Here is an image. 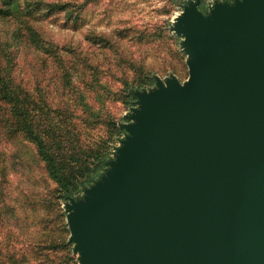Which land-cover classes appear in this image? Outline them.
Wrapping results in <instances>:
<instances>
[{
  "label": "water",
  "instance_id": "1",
  "mask_svg": "<svg viewBox=\"0 0 264 264\" xmlns=\"http://www.w3.org/2000/svg\"><path fill=\"white\" fill-rule=\"evenodd\" d=\"M198 5L187 80L134 91L116 159L68 199L81 264H264V0Z\"/></svg>",
  "mask_w": 264,
  "mask_h": 264
},
{
  "label": "rangeland",
  "instance_id": "2",
  "mask_svg": "<svg viewBox=\"0 0 264 264\" xmlns=\"http://www.w3.org/2000/svg\"><path fill=\"white\" fill-rule=\"evenodd\" d=\"M8 1L11 14L0 17V68H9L12 85L17 89L32 92L54 90L60 99L62 77L69 73L72 81L83 88L84 84L80 81L83 75L92 74L95 64L107 77L114 72L117 75L124 73L130 78L128 68H121L118 63L119 58L129 57L142 59L158 72L164 86L170 80L183 84L188 78V70L173 54L180 48L184 62L190 57L182 45L184 34H177L176 30L185 4L171 0H0V8L6 7ZM215 2L209 1V11ZM142 30L148 33L157 31L155 35L161 36L152 38L154 35L146 36ZM95 34L110 39L112 48L97 49L91 41ZM120 34L124 36L119 37ZM171 34L181 37L180 45L173 43V39L169 38ZM138 35L143 36L144 40L141 41ZM153 42L155 45L151 44ZM109 64L111 68H107ZM174 68L175 73L172 72ZM0 73L4 76V73ZM105 79L111 81L115 88L120 86L112 78ZM66 98L63 107L74 113L75 107L71 102L75 98ZM140 106L137 100L132 106L106 101L99 108L103 117L108 116L123 126L137 123L134 115ZM3 111L0 105V189L3 191L0 198L6 205L15 208H8V213L1 220L2 229L6 232L0 234V248L5 254L14 253L20 259V264H52L53 261V264H61V250L52 251L51 248L56 244H66L77 264H81V252L76 248L67 216L64 222L52 219L45 223L46 234L43 238L39 236L38 227L33 226L39 216L46 217L44 209L35 211L36 200L45 190L54 189L55 184L45 176L34 146L23 135L8 133L3 124ZM121 117L127 118L126 123L121 121ZM75 126L76 129H70L81 134L83 143L87 145L94 146L95 140L110 135L108 125L99 126L90 133L84 129L81 119L75 121ZM129 135L126 131L114 142L110 160L116 159L118 149ZM85 196L86 193L82 192L77 198L84 199ZM70 204V201L60 203L67 215L66 207ZM23 211L31 220L21 222L17 229L13 226L15 216L19 213L23 215ZM47 217L49 219L52 215ZM21 218L24 219V216ZM19 233H23V236Z\"/></svg>",
  "mask_w": 264,
  "mask_h": 264
},
{
  "label": "trees",
  "instance_id": "3",
  "mask_svg": "<svg viewBox=\"0 0 264 264\" xmlns=\"http://www.w3.org/2000/svg\"><path fill=\"white\" fill-rule=\"evenodd\" d=\"M171 1L187 4L190 0ZM209 1L211 0H199L198 9L203 14L209 11ZM213 1H222L231 5L234 0ZM8 4L9 1L5 5L6 7L0 8V17L11 14V7ZM61 6L63 5L61 4ZM59 9L63 10L62 7ZM156 32L148 33L142 30L146 36L154 35L152 38L161 36L160 34L156 36ZM123 36L119 35V37ZM138 38L141 41L144 40L141 35ZM169 38L173 39L175 45L181 44L180 36L171 34ZM91 41L97 49L105 50L113 46V42L103 38L101 34H95ZM173 54L182 61L184 69L188 70L187 62H184L183 51L177 48ZM109 60L114 61V59ZM124 62L125 64L122 65ZM118 63L121 68H125V66L128 68L127 70L131 72L130 78L124 73L117 75L114 72L107 77L99 70V65L95 64L90 76L83 75L84 78L82 77V81H80L84 84L83 88L78 87L72 81L69 73L63 76L61 79L62 91L59 93L60 99L57 98L54 90L41 89L32 92L15 88L8 72L9 68H0V72L4 73V76L0 73V105L4 109L3 124L10 135H23L34 146L36 157L42 163L45 176L55 184L54 189L45 190L36 200L37 209L34 208L35 211H38L39 208L46 211V217L39 216V220L33 225L38 227L41 238L46 234L45 223L52 219L64 222L67 213L63 211L60 203L68 201L69 198L79 197L85 188L90 187L99 179L107 167L106 162L111 158L114 142L126 132L125 128L112 118L103 117L99 107L105 105L106 101L132 106L136 100L133 95L134 91L155 86L156 77L159 74L146 65L142 59L119 58ZM89 67L92 69V64ZM111 67L110 64L107 66V68ZM172 72L175 73V68L172 69ZM105 78L118 81L120 86L113 87L112 82ZM66 97L75 98L71 104L77 113H71L68 108L63 107V100ZM68 98L66 99L69 100ZM77 119H81L84 129L89 133L99 126L108 125L110 128L109 137L95 140L94 146L83 143L81 134L70 129V127L76 129L75 121ZM121 121L126 123L127 118L121 117ZM0 195H3L1 189ZM8 208L14 209L15 207L6 205L0 198V234L6 232L5 229H2L1 220L8 213ZM48 215H52V217L48 219ZM22 216L24 219L21 218ZM15 220L13 226L19 229L21 222L31 219L27 216V212L23 211V215L19 213L15 216ZM19 234L23 236V233ZM65 245L56 244L51 250H61L62 253L59 256L62 259L61 264H77L75 257L71 256L70 250ZM42 249L44 248L42 247ZM19 260L14 253L5 254L0 248V264L3 262L20 264Z\"/></svg>",
  "mask_w": 264,
  "mask_h": 264
}]
</instances>
